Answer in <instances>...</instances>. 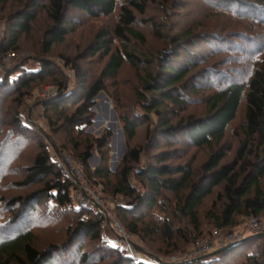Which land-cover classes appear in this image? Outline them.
Here are the masks:
<instances>
[{
	"label": "trees",
	"instance_id": "1",
	"mask_svg": "<svg viewBox=\"0 0 264 264\" xmlns=\"http://www.w3.org/2000/svg\"><path fill=\"white\" fill-rule=\"evenodd\" d=\"M196 4L245 29L227 31L221 24L208 30L197 21L168 38L167 21L150 15L155 9L169 19L173 10L182 19ZM116 13V25L98 31L83 53L61 55L75 73L72 82L49 60L36 71L24 64L3 70L0 222L7 215V223L0 227V264H152L137 263L126 248L101 244L103 220L77 207L75 186L46 141L23 126L28 96L45 83L58 88L56 95L38 102L50 132L82 164L91 183L102 184L107 195L125 197L116 217L155 253H147L151 259L178 254L213 230L236 229L245 217H264V34L253 33L264 29V0H0V20L6 22L1 54L19 51L43 17L48 25L39 52L46 56L87 20ZM146 25L163 42L151 55L142 51L148 37L139 26ZM95 58L104 64L99 71L81 67V61ZM126 66L146 72L141 86L131 88L134 99L128 103L118 83ZM100 92L110 95L128 145L116 173L108 167L111 132L99 138L86 132ZM194 106L205 112L188 113ZM241 113L242 129L232 130L238 140L234 147L228 132ZM95 151L101 164L93 169L89 161ZM201 154L207 160L195 166ZM187 156L188 162L178 163ZM11 187L33 191L6 201ZM62 219H68L63 241L39 247L36 232ZM263 239L255 236L185 264H264V246L259 255L252 253ZM134 249L141 250L136 244Z\"/></svg>",
	"mask_w": 264,
	"mask_h": 264
},
{
	"label": "rangeland",
	"instance_id": "2",
	"mask_svg": "<svg viewBox=\"0 0 264 264\" xmlns=\"http://www.w3.org/2000/svg\"><path fill=\"white\" fill-rule=\"evenodd\" d=\"M194 1H199V0H194ZM18 7H19V2H18V4L17 3L14 4V8H18ZM150 15L155 16L156 18L158 17L159 22L167 21L168 24H167V28H166L167 30L165 31V34L167 35L168 38L173 37V35H178L181 32V30L186 27L187 23L193 24V23H196L197 21H202L205 29H208V30L209 29L215 30L214 28L216 26H221V24L223 26H225L227 31L233 29V27H235L239 30L245 29L243 26V23L238 24L236 22H233V19L231 17L221 18V19L213 17L214 14H211V10H209V7L205 8L204 5H202V6H198L197 4L193 5V6L191 5L190 9L188 10L187 15L185 14L186 17H183L182 19L179 17L180 14H174L173 10H172V13H170V15H172V16L169 19H167L168 17L163 16V13H158V10H155V9L152 10V13ZM117 22H118V13L114 14L110 18H104V19L93 20V21L87 20L86 25H83L82 27H80V26L77 27L76 30L70 36H68L66 38L65 42L62 45H59L54 49L52 54L43 56L39 52L40 51L39 49L41 48L39 43L41 41L40 39L42 38V35H43L45 29L47 28V25H48V20H45V18L43 17L35 25L36 26L35 34L31 38H26L25 40H23L21 49L17 52H10V53H17L19 56L17 61H15L14 64L12 65V67H15L19 64H24V67H26L30 70L36 71L39 68L40 63L43 60H47V61L49 60L55 66H57L68 77L70 82H72L74 80L75 73L71 67H67L65 65V62L63 61V58L61 57V55H67L69 57H76V56L80 55L81 53L84 52V49L86 48V46L94 39V36L98 33V31H101L104 29L110 30L116 25ZM5 25H6L5 20H0V27L4 26L6 28ZM247 25L248 24H245V26H247ZM254 28H256V27H254ZM139 29L141 31H143L145 33V35L148 37L147 44L144 47H142L143 53L146 52L147 54L151 55L152 51L155 52L156 50H159L160 48H162L163 42L161 40L157 39L156 37H154V35L152 34L153 32H152V30H150L149 25H146L145 27L139 26ZM205 29H203V30H205ZM253 33L256 35H259V33L264 34V29L259 28L258 32H253ZM80 65L87 72H92V71L94 72V71H99L103 67L104 64L101 63L98 58H95L94 60H91V61H81ZM246 65L248 66V64H246ZM12 67H10V68H12ZM229 67H230L229 69H231V68H233V65H231ZM10 68H8V69H10ZM145 74H146V72L143 69L136 71V70H133L131 67H128V66H126L123 69V71L121 72L118 83H119V87H121V89L126 90V95H127L126 96V98H127L126 102L127 103H128V101L134 99L133 98L134 94L131 91V88H139L141 86L142 76ZM14 76H17L16 73L14 74ZM50 86H53L56 89H58L56 84L45 83V84L39 86L35 90L34 94L28 96L26 104L23 108L24 117L22 119V124L25 127L31 128V129L39 132V135L44 138V140L46 141V143H47V145L51 151L53 158L56 160L57 157L60 156V154L63 155L65 153V154L70 155V152L67 149H65L64 147H62L61 141L50 132V130L47 126V120L45 118L44 106L38 103V102H41V100L47 99V98H43L42 94L44 93V90ZM103 93L105 94V96L103 98L95 100L96 104L99 103L100 105L96 111L92 110L94 113L93 122H92V125L86 131L87 133L94 136L95 138L101 137L106 130H109L107 128V126L110 123V121L107 118H109V119L111 118L112 122H113L112 113L107 108V103H108L107 100L110 101L111 107H113L115 110V107L113 105V101H112V99L108 93H106V92H103ZM50 97H52V96H50ZM130 98H132V99H130ZM130 107H132V106L129 105V108ZM204 112H205L204 108L199 107V106H194L188 110V113L202 114ZM116 114H117L118 119H119V115H118L117 111H116ZM97 115L100 116V119L96 125L95 117ZM119 124H120V127L122 128V124H121L120 120H119ZM243 124H244V116L241 113V115H239V118L237 119V121L232 125L230 132H228L229 137H230V141L234 147L235 146L237 147L238 140L235 139L234 136L232 135V130L233 131L234 130L235 131L241 130L243 127ZM91 128H93V131L90 130ZM109 131L111 132V140H110V144H109L110 152H109L108 167H109L111 172L116 173L120 169L123 158L125 155L123 156L122 160H120V161L117 160V162H115L113 160V153L114 152H113V147H112L111 143H112V137L114 135V132L111 130H109ZM239 137H242V135H240ZM141 142H143V141H141ZM124 144L128 149V145L126 143V140L124 143L120 142L118 145L117 154H119V149H123ZM234 154H235V152L232 154V156ZM93 157H94V160L92 162L89 161V165H90V167L95 169V168H98L101 164V156L98 152L95 151ZM189 158H190V156H187V158L179 161L178 163L188 162ZM233 158H234V156H233ZM233 158L229 159V161L232 160ZM206 160H207V157L204 154H201L200 156H198V158H196V160H195L196 162L194 165L195 166H201L203 164V162ZM76 162L81 164L78 161H76ZM3 169H4L3 166H0V171ZM4 184L7 187V180L5 181ZM99 185H102V184H93L94 187H98ZM0 188H1V183H0ZM104 189L105 188L103 186V192H102L103 205L105 206V208H107V210L110 213L109 212L107 213V210H106V212H104L105 215H103L102 213L97 214L95 211L91 210L92 212H94L96 215H98L103 220V226H102L103 227V239H102L103 242L101 244L102 245H109V246H113V247L126 248L127 241H125V237H124L126 235V238H127V240H129L131 247L134 251V254L138 258H139V256H143V258H145V259H142L140 261H144L146 263H151L150 261H148V254L147 253H153L152 250L145 243H143L142 241L138 240L136 237H133L131 234H129L125 230V228L122 226L119 219L116 217L117 206H120V205H123L126 203L125 197H123L122 195H118V196L107 195L104 192ZM32 191L33 190H30V189L29 190L28 189H20V188L13 189L11 187V191H9L8 195H7V188H6V191L4 193V195H5L4 197L6 198V201H10L11 199L18 197L19 195H23V196L28 195ZM73 195H74V192H73ZM101 208H103V207L101 206ZM4 218H6V219H4V221L0 222V227H2V225L7 223V215L4 216ZM252 218H255V217L243 218L240 227L233 229V230H230V231H227V232H224V233L218 232L217 230H213L212 234L204 237L200 241L201 242L202 241H206V242L211 241V242H213V246L215 247V249L219 250V249H222L224 247H220V246H216V245L218 243H220L221 241H224V240L227 241L228 239H230L232 237L231 235H233V234H235L233 236H237L240 233L246 232V234H245L246 236L243 238L241 243L243 241L248 240V239L255 237V236H263L264 237V230L261 231V233H256L254 231H250L251 229L247 227L249 220ZM255 219H257L261 224L264 225V217H259V218H255ZM67 226H68V219H67V221L65 219H62V221H60L56 225L54 224V225H51L49 228H43L41 230H38L36 232L37 233L36 235L38 238L39 247H43V246L48 245V244L63 241V239L65 238L64 233L67 229ZM197 243L187 245V246H185V248L183 247L184 249H182L178 254H174V255H171L168 257L158 256L156 258L157 259H163V260L166 259L165 260L166 263H184V262L189 263L195 258L202 257V256L193 257L191 254L192 252H194V249H195ZM134 244L138 245V247L141 250L140 251L135 250ZM229 245H233V244L228 243L225 247H227ZM258 245L256 244V246H253V248H252L253 249L252 253H254L255 255L260 254V248H262V246H264V239L261 242H259ZM216 250H214V251H216ZM153 254H155V253H153ZM153 256L155 257L156 255H153ZM172 258H176V260L172 261ZM137 263H139V262H137Z\"/></svg>",
	"mask_w": 264,
	"mask_h": 264
},
{
	"label": "built area",
	"instance_id": "3",
	"mask_svg": "<svg viewBox=\"0 0 264 264\" xmlns=\"http://www.w3.org/2000/svg\"><path fill=\"white\" fill-rule=\"evenodd\" d=\"M5 36H6V28L2 26L0 27V47L3 41L5 40ZM18 57L19 56L17 53H9L6 55H2L0 49V88L5 83V75L3 73V70L12 67L14 62L17 61ZM57 92L58 89H56L53 86H50L44 90L42 97L48 98L50 96L55 95ZM56 162L62 174L68 180H70L75 186L74 199L76 205L79 208L93 210L97 214L102 213L103 215H105L104 212H106L107 208H105V206L103 205V199H102L103 186L99 185L98 187H94L95 185L93 186V183H91L87 179L82 165L77 163L76 160L70 155L65 153L63 155L60 154V156L57 157ZM101 206L105 210L101 208ZM108 212L109 211L107 210V213ZM247 227L251 229L250 231H254L256 233H261V231L264 230V225L261 224L255 218L249 220ZM245 234L246 232L240 233L237 236H233L235 235L233 234L231 235L232 237L230 239H228L227 241L226 240L221 241L216 246L225 247L228 243L233 245L239 244L246 236ZM124 237H125V241H127L126 249L129 251L131 257L133 258L134 261L140 262V259L134 254L131 244L129 240H127L126 238V235ZM214 250L216 249L213 246V242L200 241L196 244L194 252H192L191 254L193 257L204 256L206 254L213 252ZM165 260L151 259L148 257V261H151L152 264L164 263ZM175 260L176 258H172V261Z\"/></svg>",
	"mask_w": 264,
	"mask_h": 264
},
{
	"label": "water",
	"instance_id": "4",
	"mask_svg": "<svg viewBox=\"0 0 264 264\" xmlns=\"http://www.w3.org/2000/svg\"><path fill=\"white\" fill-rule=\"evenodd\" d=\"M105 96V94L103 92H100L96 97H95V100L97 99H101ZM107 108L108 110L112 113V118H113V122L109 123L107 128L111 131L114 132V135L112 137V147H113V160L115 162L120 161L122 160L123 156L127 153L128 149L127 147L125 146V144L123 145V149H119V154H117V150H118V145L120 142L124 143L125 142V136H124V133H123V130L122 128L120 127V124H119V119H118V116L116 114V111L114 110L113 107H111V103L109 100H107ZM99 103H97L93 108L92 110L93 111H96L98 108H99ZM100 119V116L97 115L95 117V121H96V125H97V122L99 121ZM91 131H93V128L90 129ZM94 160V157H92L90 159V162H92ZM233 245H229L227 247H224L222 249H219V250H216L212 253H209V254H206L202 257H200L198 260H204L206 258H209V257H212V256H215V255H218L222 252H225L226 250L232 248ZM185 263H188V262H184V263H181V264H185Z\"/></svg>",
	"mask_w": 264,
	"mask_h": 264
},
{
	"label": "bare ground",
	"instance_id": "5",
	"mask_svg": "<svg viewBox=\"0 0 264 264\" xmlns=\"http://www.w3.org/2000/svg\"><path fill=\"white\" fill-rule=\"evenodd\" d=\"M107 119L110 121V123L112 122V119H111V118H110V119L107 118ZM139 259L142 260V259H145V258H143V256H139ZM150 262H151V261H150Z\"/></svg>",
	"mask_w": 264,
	"mask_h": 264
}]
</instances>
